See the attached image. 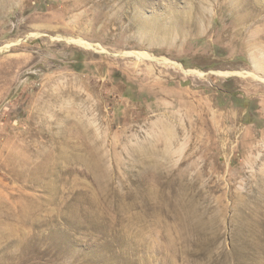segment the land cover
Segmentation results:
<instances>
[{
	"label": "rangeland",
	"instance_id": "obj_1",
	"mask_svg": "<svg viewBox=\"0 0 264 264\" xmlns=\"http://www.w3.org/2000/svg\"><path fill=\"white\" fill-rule=\"evenodd\" d=\"M0 264H264V0H0Z\"/></svg>",
	"mask_w": 264,
	"mask_h": 264
},
{
	"label": "bare ground",
	"instance_id": "obj_2",
	"mask_svg": "<svg viewBox=\"0 0 264 264\" xmlns=\"http://www.w3.org/2000/svg\"><path fill=\"white\" fill-rule=\"evenodd\" d=\"M89 47V46H88ZM94 48V47H93ZM138 57H142V54H137ZM180 69H182L186 74L188 75H196V76H200V77H204L205 75L201 72H198L196 70H185L183 69V67L181 65H177Z\"/></svg>",
	"mask_w": 264,
	"mask_h": 264
}]
</instances>
